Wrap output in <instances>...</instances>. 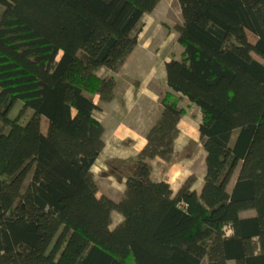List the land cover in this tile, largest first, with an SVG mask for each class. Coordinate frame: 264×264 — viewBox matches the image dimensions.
<instances>
[{"label":"trees","instance_id":"trees-1","mask_svg":"<svg viewBox=\"0 0 264 264\" xmlns=\"http://www.w3.org/2000/svg\"><path fill=\"white\" fill-rule=\"evenodd\" d=\"M158 1L0 0V264H264V0H178L161 116L122 163L120 200L98 195L97 98L116 82L96 69L123 63ZM177 93L202 113L199 191L152 179L185 112Z\"/></svg>","mask_w":264,"mask_h":264},{"label":"rangeland","instance_id":"rangeland-1","mask_svg":"<svg viewBox=\"0 0 264 264\" xmlns=\"http://www.w3.org/2000/svg\"><path fill=\"white\" fill-rule=\"evenodd\" d=\"M182 21L178 0H159L151 11L143 14L136 45L123 63L116 69H96L99 76L112 75L116 82L111 98H97L100 109L95 111V116L103 124L104 147L96 171L110 174L111 170L118 174L123 171L124 176L126 165L122 163L137 155L140 146L145 143L148 131L160 118L163 110L161 98L165 91L170 90L166 81L165 62L180 57L182 46L178 42V34ZM177 96L178 104L185 112L177 123L171 155L168 160L156 156L152 158L151 164L154 176L167 178L174 189L187 180L190 183L196 179L201 180L205 152L198 131L202 113L186 96L180 93ZM22 106L23 103L18 100L10 115L17 116ZM31 114L30 109L25 110L21 121L25 122ZM114 153L125 157V160L109 157ZM236 175L237 171L229 187ZM120 180L118 175L112 181L114 195L120 193L116 189L121 186ZM253 213L254 210L242 211V215ZM119 220L118 212H113L110 227H114ZM228 264L235 262L231 260Z\"/></svg>","mask_w":264,"mask_h":264},{"label":"crops","instance_id":"crops-1","mask_svg":"<svg viewBox=\"0 0 264 264\" xmlns=\"http://www.w3.org/2000/svg\"><path fill=\"white\" fill-rule=\"evenodd\" d=\"M143 144L140 146L138 152L143 147ZM101 151H103V148H102ZM138 152H137V154H138ZM100 154H101V152L99 153L98 157L96 158L95 163L93 164V166L91 168L93 177H94L95 181L97 182V184L99 186L98 195H106V196L112 198L113 200L118 201V200H120V198L123 196V194L125 192V189H126V177H125V175L124 176L122 175L123 171H122L121 174H118V173H116V172H114L112 170H111V172H112L111 174L107 173V172H104V171L101 172V170H99V172L96 171L97 163L99 161ZM132 155H134V154H132ZM203 155H204V161H203V167H202V170H203L202 178L200 176L201 180L196 179L195 181H192V183H191V188L195 189L196 191L200 190V188H201V186L203 184V177H204V174H205V152L204 151H203ZM109 157L121 158L120 160H125V157L119 156L118 154H115V153L110 155ZM152 161H153V159L150 160L151 164H152ZM152 169H153V167H152ZM118 175L122 179V180H120L121 186H119V188H116V189H118V191H120V193L118 195H114L112 193V188H111V187H113L112 181H113L114 178H117ZM154 175L155 174H153V171H152V176H153L152 179H154V180H162V179H164V180L167 181V178H165V177H160V176L155 177ZM104 185L106 186V188H104L105 187ZM181 185H182V183H181ZM179 187H177L176 189L172 188L174 190V193L178 190ZM113 212H115V211H112V213ZM112 213H111V217H112ZM118 215H119L120 220H121L122 219V215H120L119 212H118Z\"/></svg>","mask_w":264,"mask_h":264}]
</instances>
